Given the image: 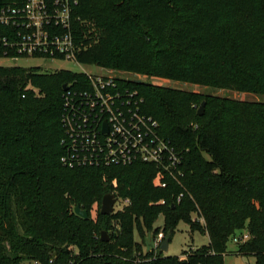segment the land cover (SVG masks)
Instances as JSON below:
<instances>
[{
	"label": "trees",
	"instance_id": "trees-1",
	"mask_svg": "<svg viewBox=\"0 0 264 264\" xmlns=\"http://www.w3.org/2000/svg\"><path fill=\"white\" fill-rule=\"evenodd\" d=\"M12 2L0 0V9ZM74 16L78 62L146 77L119 79L139 91L182 156V184L161 187L154 163L67 167L63 87L85 86L86 75L0 65V264H226L230 237L243 230L248 238L230 252L264 264V101L151 80L264 94V0H79ZM113 190L129 202L102 214ZM160 215L155 237L170 241L184 219L209 243L182 256L145 250L144 226Z\"/></svg>",
	"mask_w": 264,
	"mask_h": 264
},
{
	"label": "built area",
	"instance_id": "built-area-1",
	"mask_svg": "<svg viewBox=\"0 0 264 264\" xmlns=\"http://www.w3.org/2000/svg\"><path fill=\"white\" fill-rule=\"evenodd\" d=\"M78 4L79 0H13L0 9V53L13 58L77 61L81 45L76 38L74 11ZM101 68L102 73L82 72L87 77L85 86L66 84L62 163L71 168L154 163L161 187L168 185L167 179L182 184V156L161 135L158 120L143 111L139 91L125 86L121 76ZM183 195L177 196V202ZM116 204L117 209L123 207ZM162 243L160 233L154 248H161ZM24 264L43 263L28 259Z\"/></svg>",
	"mask_w": 264,
	"mask_h": 264
},
{
	"label": "rangeland",
	"instance_id": "rangeland-1",
	"mask_svg": "<svg viewBox=\"0 0 264 264\" xmlns=\"http://www.w3.org/2000/svg\"><path fill=\"white\" fill-rule=\"evenodd\" d=\"M0 65L11 66L18 65L23 67H41L43 71H55L57 69H68L77 72H92V73H102L104 69L97 65L83 64L74 60L68 59H56V58H44V57H6L0 56ZM107 70V73L115 74L121 77L126 78H138V79H146V77L142 75L132 74L126 71L118 70L109 66L104 67ZM151 80L155 83H159L166 86L176 87L184 90H190L199 93L201 96H205L206 94H214L219 96L230 97L234 99L247 100V101H264V94L253 93V92H241L236 89H228V88H217L211 85L205 84H195L190 81H175L161 78H151ZM201 103L198 105L200 107ZM117 196V191L113 190ZM117 202L119 203V207L128 203V199H121L117 196ZM117 204L115 205V209H117ZM93 214L96 213L95 210L92 211ZM192 220H197L198 216L196 213L191 214ZM203 224V220H200ZM164 224V216L160 215L159 218L154 222L152 229L148 230L144 226L145 231V239L146 244L144 245V249H148L150 244L154 243L155 234L154 231L158 227H162ZM108 235V233H107ZM245 235H248L246 230L239 231L234 236L230 237V241L228 242L229 252L225 255V263L226 264H256V259L254 256H243L240 254H234L233 251L236 249L237 245L247 239ZM109 236V235H108ZM243 238L240 239V238ZM135 238L137 241L142 242V238L140 236V232L138 228L135 230ZM209 243L208 234L200 231L193 230L190 223L186 220L181 219L177 223V226L174 230V233L169 241V249L164 251L165 255H178L182 256L184 251H190L192 248H197L202 245Z\"/></svg>",
	"mask_w": 264,
	"mask_h": 264
},
{
	"label": "water",
	"instance_id": "water-1",
	"mask_svg": "<svg viewBox=\"0 0 264 264\" xmlns=\"http://www.w3.org/2000/svg\"><path fill=\"white\" fill-rule=\"evenodd\" d=\"M141 79H136L135 82L136 83H141ZM64 89H67V86L66 84L64 85L63 87ZM205 101H203L198 109V114H203L204 113V109H205ZM117 203V196L114 194V193H106L102 199V204H101V213L102 214H111L112 212H114L115 210V205ZM74 212L84 218V219H88L90 217V214L88 212V210L82 208L79 204H77L75 207H74ZM102 240L104 241H108L109 240V236L107 235V232L106 231H103L102 232ZM149 249H153L154 248V243L153 244H150L148 246ZM163 252L164 251H167L169 249V239L168 238H165L163 240V243L161 245V248H160Z\"/></svg>",
	"mask_w": 264,
	"mask_h": 264
}]
</instances>
